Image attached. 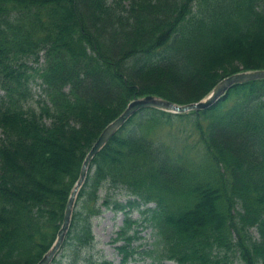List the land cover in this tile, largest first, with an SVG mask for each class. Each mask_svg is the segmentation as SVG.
<instances>
[{"label": "trees", "instance_id": "1", "mask_svg": "<svg viewBox=\"0 0 264 264\" xmlns=\"http://www.w3.org/2000/svg\"><path fill=\"white\" fill-rule=\"evenodd\" d=\"M255 70L264 0H0V264L50 249L87 153L129 102H197ZM117 189L132 200L111 202ZM110 205L125 215L120 264H264V79L205 110L132 116L91 160L52 264H110L88 254ZM138 228L153 249L133 246Z\"/></svg>", "mask_w": 264, "mask_h": 264}, {"label": "water", "instance_id": "2", "mask_svg": "<svg viewBox=\"0 0 264 264\" xmlns=\"http://www.w3.org/2000/svg\"><path fill=\"white\" fill-rule=\"evenodd\" d=\"M264 79V70L250 71V72H240L235 73L222 79L210 92V94L194 103H189L185 105H178L173 102L164 100L160 97L147 95L141 98H137L131 101L122 114L116 118L113 122L108 124L105 129L101 132L100 136L96 142L91 147L90 151L86 155L84 162L82 164L77 182L72 189L70 196L68 198L62 225L57 232L56 240L51 246V248L43 255V257L36 264H51L57 252L59 251L66 233L69 229L71 217L74 209V204L77 196L78 190L83 185L85 178L87 176V171L92 158L100 152V150L106 145V143L117 133V131L124 125V123L138 111L145 108L157 109L170 113H185L191 110L198 111L204 110L212 105H214L227 90L235 84H243L246 82Z\"/></svg>", "mask_w": 264, "mask_h": 264}, {"label": "rangeland", "instance_id": "3", "mask_svg": "<svg viewBox=\"0 0 264 264\" xmlns=\"http://www.w3.org/2000/svg\"><path fill=\"white\" fill-rule=\"evenodd\" d=\"M33 86V92L35 96H39L38 86ZM1 94V92H0ZM105 191L100 192V196L103 197ZM111 202L116 201L122 205L128 199V193L124 190H114L110 192ZM101 201H99L100 203ZM132 219H140V214L137 210H133L130 213ZM125 215L123 212H114L112 205L109 208L102 207L101 214L92 219V233L94 235L95 244L93 249H90L88 254L91 256L93 261H107L110 264H120L121 255L117 252L116 246L122 245V242L113 244L114 239L117 237V232L123 226ZM133 233L130 232V235ZM139 237L136 242L133 243L134 247H139L138 250L153 249L154 236L153 231L149 228H138V233L136 235ZM63 252L60 251L56 255V259L61 256ZM62 264H67L65 259H63ZM127 264H151L150 259L140 260V257H136V260H131ZM166 264H176L174 262H166Z\"/></svg>", "mask_w": 264, "mask_h": 264}]
</instances>
